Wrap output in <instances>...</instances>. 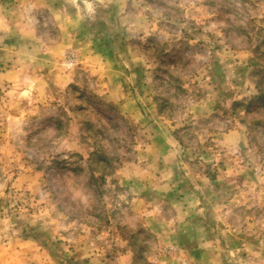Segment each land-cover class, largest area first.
I'll return each mask as SVG.
<instances>
[{
    "label": "rangeland",
    "instance_id": "374dc122",
    "mask_svg": "<svg viewBox=\"0 0 264 264\" xmlns=\"http://www.w3.org/2000/svg\"><path fill=\"white\" fill-rule=\"evenodd\" d=\"M262 92L264 0H0V264H264Z\"/></svg>",
    "mask_w": 264,
    "mask_h": 264
},
{
    "label": "crops",
    "instance_id": "0c3cea01",
    "mask_svg": "<svg viewBox=\"0 0 264 264\" xmlns=\"http://www.w3.org/2000/svg\"><path fill=\"white\" fill-rule=\"evenodd\" d=\"M48 7H49V12L52 13V16L54 19H57V20L60 18L64 19L65 15H64V13H62V11H61L62 9L59 6L54 7V5H52V6H48ZM61 35L63 37L68 35L67 30L65 28H64V30H62Z\"/></svg>",
    "mask_w": 264,
    "mask_h": 264
},
{
    "label": "trees",
    "instance_id": "16d2710c",
    "mask_svg": "<svg viewBox=\"0 0 264 264\" xmlns=\"http://www.w3.org/2000/svg\"><path fill=\"white\" fill-rule=\"evenodd\" d=\"M261 96L264 97V92H262V93L259 95V97H261Z\"/></svg>",
    "mask_w": 264,
    "mask_h": 264
}]
</instances>
